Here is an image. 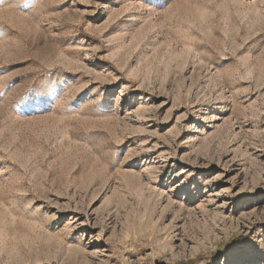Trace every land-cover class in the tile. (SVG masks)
Returning a JSON list of instances; mask_svg holds the SVG:
<instances>
[{
  "label": "rangeland",
  "instance_id": "rangeland-1",
  "mask_svg": "<svg viewBox=\"0 0 264 264\" xmlns=\"http://www.w3.org/2000/svg\"><path fill=\"white\" fill-rule=\"evenodd\" d=\"M0 264H264V0H0Z\"/></svg>",
  "mask_w": 264,
  "mask_h": 264
}]
</instances>
